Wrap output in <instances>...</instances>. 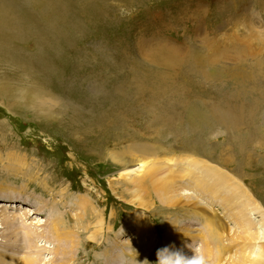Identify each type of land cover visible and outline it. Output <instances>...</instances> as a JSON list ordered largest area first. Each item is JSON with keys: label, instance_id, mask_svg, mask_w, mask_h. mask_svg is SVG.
Instances as JSON below:
<instances>
[{"label": "rangeland", "instance_id": "rangeland-1", "mask_svg": "<svg viewBox=\"0 0 264 264\" xmlns=\"http://www.w3.org/2000/svg\"><path fill=\"white\" fill-rule=\"evenodd\" d=\"M14 1L34 17L23 27L46 43L48 6ZM124 1L133 7L128 14L110 24L100 19L86 35L71 29V43L61 41L44 61L37 48L28 52L33 73L0 63V82L13 98L0 96L1 214L35 232L43 264H156L165 247L206 264H264V0ZM75 9L72 19L93 14L90 3ZM156 42L177 52L172 70L157 61L161 49L149 47ZM162 70L168 89L190 103L178 110L180 122L148 134L134 116L106 123L108 108L125 113L120 97L135 102L134 82L156 83L152 73ZM37 87L46 91L43 101L25 105L20 92ZM246 104L249 112L241 109L237 119L233 110ZM203 108L213 115L195 127L187 111L199 116ZM249 132L256 133L250 146ZM111 153L158 170L155 184L138 186L143 173L128 174ZM52 230L57 243L47 240ZM13 232L0 230V241L17 242ZM6 249L23 258L29 252Z\"/></svg>", "mask_w": 264, "mask_h": 264}, {"label": "bare ground", "instance_id": "bare-ground-1", "mask_svg": "<svg viewBox=\"0 0 264 264\" xmlns=\"http://www.w3.org/2000/svg\"><path fill=\"white\" fill-rule=\"evenodd\" d=\"M37 2L45 4L46 6H48V9H47L48 14L46 13L45 17H46V15L48 17H50V21L48 20V22H49V29L51 32L50 35L52 34V36L50 39H48L49 42L47 40L46 43H43L45 37H38L37 35H35V33L29 31V30L32 31L31 28H27L26 26L23 27L24 24L27 25V24H31V22L33 23L34 17H32V19H31L29 17L30 13H26V12H25V14H27V15H23V13L20 12L18 10V8L16 7L18 4V1L0 0V63L8 61L16 67L22 66L21 70H24L29 74L33 73L32 68H31L32 63L30 62L32 56L29 55V53L31 51L34 52L37 48L38 51L37 50L36 51L39 52L38 53L39 55H41L38 58L39 62L44 61L45 58L48 57L49 52L51 49H53V47L64 45L62 42H65V44L71 43L69 35H72L74 33L76 35V32L75 31L72 32L71 29L76 30L78 28L77 30L80 31L82 34H84V35H86V33L89 34L90 31H92V29L94 27H96V25L100 24L101 20H104L101 22H106V23H107V21H110V22H108V24H110V23H112V21H115V20L121 18V14L123 13V11L128 14L131 11V9L133 8V7H129L128 4L125 3L124 0H80V1H75V2H74V0H30V1H28V3L32 5V7H34L37 4ZM84 3H90L91 4V10H92L93 14H89V13L87 14L86 12H78V17L72 19V15L74 14V12L76 10L75 9L76 6L77 5L81 6V4H84ZM25 4L27 5V3H25ZM130 4H131V2H130ZM105 7H107L108 9L106 10ZM123 9H125V10H123ZM186 15H187V13H186ZM186 15L185 16H179V17H180V19L182 18L183 20H185V18H187ZM67 18L72 20L73 23L69 22V20ZM126 18H128V17L126 16L125 18L120 19L121 20L120 22L124 23ZM130 18H132V17H130ZM82 22H84V25L81 24ZM71 24H73V25H71ZM98 31H100L99 28H98ZM102 31H104V30H102ZM57 35L60 37V40L55 41V39H57ZM91 36L92 35H90L89 38H91ZM31 40H33V41H31ZM57 42L60 43V45ZM81 43H79V44H81ZM154 44H156V46L150 45L149 47H158L161 49V50L157 51V54H156L157 61L162 62L164 66H166L172 70L176 65L175 63L178 62V60L176 58L177 52L174 49L166 48V47H170L167 44H163V43L158 44L157 42ZM45 45H46V50H43V47H40V46H45ZM55 51H57V50H55ZM48 59L50 60L51 58L49 57ZM187 60H188L187 62H189V67H191L192 62L190 61V58L187 57ZM202 64H205V63L203 62ZM262 68H264V67H262ZM40 72H42V71H40ZM164 74H166V73L163 72V70L160 72L152 73V75L154 77H157V80L155 81L156 83H151V82L146 83V82H142V81L134 82L133 87H135V90H137V92H139V95L135 96V98H136L135 102L131 101V103H130L129 102L130 98L128 96L120 97L121 100L119 101V103L125 102L123 104V107L125 109V113L122 112V114H119V115H115V113H114V115H113V113H111V112H114V111H111L108 108V111L110 112V117H109L110 119L108 118L106 123L108 125L115 124L114 121H116L118 116H119V118H126L128 116H134L135 119L138 122H140V124L144 127V130L147 131V132H145V134H148V132L151 130V128L154 125L162 126L163 128H164V126L165 127H168V126L171 127L174 124L176 125L177 122L180 120L178 110L181 108H188L190 103L188 102V100L186 98H181V97L176 96V94L174 92V88L168 89V87L170 85L168 83V80H166L164 78ZM256 75H258V74H256ZM6 77H8V76H6ZM249 77L251 78V80L256 79V78H253V75H250ZM247 81H248V79H247ZM252 82H255V80ZM259 83H260V81L257 79L255 86L259 87V85H260ZM172 90H173V93L175 95L169 96L167 94V92L169 91V93H170V92H172ZM41 91L39 90L38 87L35 88L33 91L22 90V92H20V94H21L22 100L24 101V104L27 106L34 107L37 105V103L39 101L42 102L43 100H42L41 94L45 95L46 91L45 92H41ZM11 92H12V89L10 87L3 85L0 82V96L4 97L7 100H13ZM164 93H166V94L164 95ZM111 96H112V93H111ZM147 97L149 98V104L145 105L143 101ZM157 100H159L160 104L156 105ZM137 107L140 108L139 110H142V112H144L145 115L150 116L149 119L150 118L154 119L153 124L149 123V119L141 117L139 115V113H138L139 110H137ZM231 108H229V110H231ZM226 109L227 110H225V111H229L228 107H226ZM249 109H250V107L246 104L242 108L240 107L239 109H236L233 111L238 113V117H237V119H238L239 115H240V112H239L240 110H241V113H244V112H249ZM194 112H192L191 110L187 111V113L192 116V118H190V119L194 120V126L195 127L200 125L199 122H201V121L210 120L209 117H211L213 115L211 112H209V109H206V108L205 109L203 108V110L201 109L200 111H198L199 116H196V114ZM72 113H74L73 116L78 114L77 111H73ZM90 113H92V112H90ZM226 115L227 114H224V115L219 117L220 118L219 121L221 124L226 123ZM237 119H235V121L237 123L233 122L232 127H234V128L241 125L240 120L238 121ZM181 124H183V122H181ZM87 127H89V126H87ZM255 132H253V133L249 132L248 139H247L248 145L252 144L255 141V139H254V136H256ZM107 156L109 158H111L113 161L117 162L118 164L123 165L124 167L128 166V169H129V170H127L128 174L143 173V176L139 179V182H136L138 186L146 189V186H148V184H155V181L158 177L157 175H159L158 170L149 169L148 171H144V169L146 168L145 163H140V164L131 166L130 163L128 161H124L123 158H120L119 156H113V153L107 154ZM246 157L247 158L245 159V163L248 164L250 161H252L253 155L247 154ZM225 161L228 162L229 160H225ZM204 187H205V184L203 185L202 188H204ZM152 193H154V191ZM5 206H6L5 204L0 202V209L1 210L3 208H5ZM16 208L19 209V206H17ZM29 216H31V215L29 214ZM27 218H28V215H27ZM258 220H259V218L255 219L254 222H257ZM261 221L262 220L260 219V223L258 225V227L260 229L262 227ZM38 227H40V225ZM7 228H11V230L12 229L14 230L13 233H16V236L18 237V239L16 240L17 242H15V243L11 242V244H9L7 241L1 240L0 243L1 244H7L8 243L9 247H14L15 249H18V251H17L18 254L20 253V251L25 250V249H29V252L26 253L27 256H25L24 258L21 257L20 255H16L15 254L16 251H14L13 255L9 256L7 253H6V255L3 253L4 251H7L6 248H9V247L4 248L3 246L0 245V264H43L44 260L41 259V255L43 253V250H41L39 248L44 247V246L38 247V245H37L38 239H37V235H35V232L33 233L32 229L26 228L25 225L20 224V220L10 218L6 214H1V211H0V230H5ZM24 230L26 231V233L23 232ZM50 232H51V234H50ZM50 232L48 233L49 235H48L47 240L50 242L55 241V243H57L56 239L59 237V235L57 233H55L54 230H52ZM4 235H5V233H3V237H4ZM37 249H39V250H37ZM257 250H259V248L256 249L255 251H257ZM82 252L84 253L85 249H83ZM53 264H57V263H53Z\"/></svg>", "mask_w": 264, "mask_h": 264}, {"label": "clouds", "instance_id": "clouds-1", "mask_svg": "<svg viewBox=\"0 0 264 264\" xmlns=\"http://www.w3.org/2000/svg\"><path fill=\"white\" fill-rule=\"evenodd\" d=\"M156 264H206L202 256L186 257L181 251L165 247L157 252Z\"/></svg>", "mask_w": 264, "mask_h": 264}]
</instances>
